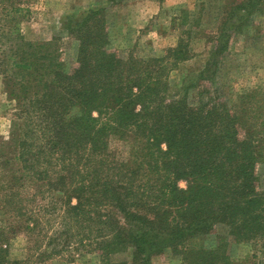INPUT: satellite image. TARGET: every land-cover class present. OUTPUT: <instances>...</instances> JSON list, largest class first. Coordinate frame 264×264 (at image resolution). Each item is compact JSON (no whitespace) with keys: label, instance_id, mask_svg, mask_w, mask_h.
Here are the masks:
<instances>
[{"label":"trees","instance_id":"trees-1","mask_svg":"<svg viewBox=\"0 0 264 264\" xmlns=\"http://www.w3.org/2000/svg\"><path fill=\"white\" fill-rule=\"evenodd\" d=\"M30 1L0 0V77L15 103L0 140V264L64 251L97 264H151L166 251L181 264H264V92L231 105L205 86L170 97L188 43L122 59L108 49L100 9L64 26L78 42L68 72L52 42L24 38ZM113 138L126 157L110 150ZM217 227L251 253L232 260L226 237L209 241ZM20 234L27 254L11 260L9 239ZM120 254L130 259L115 261Z\"/></svg>","mask_w":264,"mask_h":264},{"label":"rangeland","instance_id":"rangeland-1","mask_svg":"<svg viewBox=\"0 0 264 264\" xmlns=\"http://www.w3.org/2000/svg\"><path fill=\"white\" fill-rule=\"evenodd\" d=\"M245 1L31 0V13L22 23L21 31L27 41L52 42L66 71L70 72L77 66L78 42L67 34L64 26L69 20L78 21L91 9H100L107 25L108 49L122 59L164 57L169 49L177 47L179 40L188 43L190 57L169 74L170 97L186 91L197 95L200 91L203 93L205 86L212 97H221L231 105L238 103L239 96L253 90L264 92V0H255L250 7L239 11L238 6ZM14 110L15 103L7 97L0 77V140L8 138ZM109 146L110 150L126 157L124 142L113 138ZM257 176L262 190L263 164L259 165ZM178 187L186 189V183L179 181ZM1 219L4 218L0 212ZM226 236V230L217 227L209 241ZM226 238L227 253L232 260L251 253L250 245ZM9 240V259L22 260L27 254L28 237L20 234ZM29 241L31 245L34 242ZM64 252L43 264H97L91 254L75 252L70 259V253ZM126 259H130L128 254L114 257L115 261ZM151 264H181V261L166 251L153 257Z\"/></svg>","mask_w":264,"mask_h":264}]
</instances>
